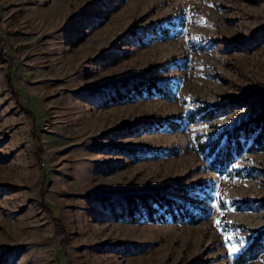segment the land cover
<instances>
[{
    "label": "rangeland",
    "instance_id": "rangeland-1",
    "mask_svg": "<svg viewBox=\"0 0 264 264\" xmlns=\"http://www.w3.org/2000/svg\"><path fill=\"white\" fill-rule=\"evenodd\" d=\"M127 78L169 95L108 101ZM254 88H264V0H0L1 264H237L264 229V149L220 174L199 147L262 106L264 93L236 100ZM218 104L221 115L187 123ZM199 179L208 200L177 189ZM152 190L209 213L116 221L93 197ZM242 264H264V251Z\"/></svg>",
    "mask_w": 264,
    "mask_h": 264
},
{
    "label": "trees",
    "instance_id": "trees-1",
    "mask_svg": "<svg viewBox=\"0 0 264 264\" xmlns=\"http://www.w3.org/2000/svg\"><path fill=\"white\" fill-rule=\"evenodd\" d=\"M163 34H168L167 28H158ZM128 89V91H123ZM114 92L108 101L118 102L121 100H130L131 92L137 93L140 97L159 94L168 96L169 93L161 88L155 80H134L127 78L118 83H114ZM264 93V88H254L238 97L237 101L248 102L250 99ZM18 97V93L16 94ZM224 104L214 105L212 108L199 106L191 109L187 115L188 122L197 119H212L221 115L225 111ZM149 123V122H148ZM153 123V122H152ZM163 122L157 121V129ZM136 124H124L127 132L134 131ZM182 126L181 120H168L167 125L172 129H179ZM162 127V126H161ZM129 154L138 156L139 148H123ZM264 149V101L262 106L248 118L234 125L232 128L221 132L216 138L201 142L199 150L204 153L208 161L209 168L220 174L238 173L232 171L235 161L247 151H256ZM151 154L158 155L160 150H149ZM190 187H195L201 191L204 200L212 197L211 184L206 179H199L189 185L177 186V189L184 193L190 191ZM99 202L110 212V216L116 221L126 222H185L199 223L209 213L206 204L190 203L168 195L163 190L125 192L120 194L104 193L94 194ZM54 215V212H52ZM60 223V222H59ZM60 225V224H59ZM63 227V226H62ZM264 251V229H260L253 235L252 241L246 245L234 258L235 263L242 264L245 261L257 257ZM1 261V255H0ZM1 264V262H0Z\"/></svg>",
    "mask_w": 264,
    "mask_h": 264
},
{
    "label": "snow or ice",
    "instance_id": "snow-or-ice-1",
    "mask_svg": "<svg viewBox=\"0 0 264 264\" xmlns=\"http://www.w3.org/2000/svg\"><path fill=\"white\" fill-rule=\"evenodd\" d=\"M215 196L217 198H219L220 197V193L216 192ZM216 223H217V226H220V221H217ZM225 231H226V229H225ZM225 239H226V243H228L230 245V251H232V252L236 251L237 249L235 248V246H231V238L226 237Z\"/></svg>",
    "mask_w": 264,
    "mask_h": 264
}]
</instances>
